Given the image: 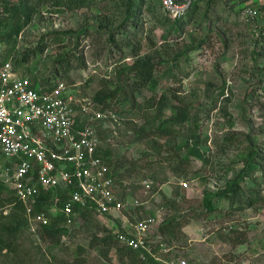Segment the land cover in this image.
<instances>
[{
    "label": "rangeland",
    "instance_id": "374dc122",
    "mask_svg": "<svg viewBox=\"0 0 264 264\" xmlns=\"http://www.w3.org/2000/svg\"><path fill=\"white\" fill-rule=\"evenodd\" d=\"M128 1L93 0L75 10L43 5L11 38L17 15L0 2V43L38 88L62 81L107 115L100 131L117 191L128 204L139 200L124 214L130 221L158 216L149 234L155 255L104 244L124 217L93 212L63 223L59 242L27 226L16 238L2 237L0 264H264V159L249 163L252 148L264 153V1L197 0L180 23L165 15L162 0H135L127 19ZM250 6L259 10L255 18L247 16ZM125 36L132 44L121 46ZM137 59L154 62L155 88L135 89L137 78L124 73ZM105 81L124 87L109 107L93 99ZM169 104L188 117L172 136L159 135L156 128L173 114ZM192 149L201 155L185 158ZM230 183L238 185L235 202L216 197L217 209L208 212L205 194ZM248 196L255 202L240 208Z\"/></svg>",
    "mask_w": 264,
    "mask_h": 264
},
{
    "label": "built area",
    "instance_id": "2783aa9c",
    "mask_svg": "<svg viewBox=\"0 0 264 264\" xmlns=\"http://www.w3.org/2000/svg\"><path fill=\"white\" fill-rule=\"evenodd\" d=\"M175 18L181 17L193 0H162ZM264 1V0H263ZM259 10L250 6L247 16ZM0 43V182L14 191L25 208L34 232L62 213L70 225L79 216L76 207H91L102 215H121V226L113 231L119 242L130 249H144L154 256L150 232L158 216L130 221L125 202L117 191L118 182L111 165L104 159L98 128L107 115L83 104L67 90L64 82L38 88V82L19 72ZM147 187L150 184L145 181ZM187 186V183L184 182ZM52 190V206L36 211L42 193ZM59 191L68 198L59 206ZM9 212L0 205V214Z\"/></svg>",
    "mask_w": 264,
    "mask_h": 264
},
{
    "label": "trees",
    "instance_id": "16d2710c",
    "mask_svg": "<svg viewBox=\"0 0 264 264\" xmlns=\"http://www.w3.org/2000/svg\"><path fill=\"white\" fill-rule=\"evenodd\" d=\"M16 0H0V2L3 3L4 8L7 9L8 7L12 6L13 10L16 13V23L14 27L11 29L12 33L8 35L9 38H11L14 34H17L21 31V29L29 24L34 16V13L37 11V9L43 5H51L54 7H62L65 8L66 10H75V9H80V8H88L93 5V0H17V2H14ZM197 0H193L191 6L189 9L181 16V17H176L174 18L175 23H180L183 21L187 13L190 11V9H193L194 6L196 5ZM9 5V6H8ZM20 5L24 6V9L22 10L20 8ZM135 0H130L128 1V15L127 19H130V16H132V12L135 13ZM163 6V3H162ZM164 7V6H163ZM263 7V5H262ZM165 9V8H164ZM165 15H169V12L165 9ZM129 24H134V23H129ZM135 26L132 25V28ZM102 28V26H100ZM113 43L116 45H119L117 38L115 37V33L113 31L110 32V37H109ZM126 40H124L120 45H129L132 44L131 41L129 40L128 36H125ZM0 39H3V34L0 33ZM138 42L133 43V45H137ZM45 47L41 46L37 50L33 52H28L23 55L22 61L26 62L29 59L33 57V55L39 54V52H42ZM138 49V48H137ZM65 60V59H64ZM127 72V75L133 73L134 76L137 78L136 82H134L135 89H140V88H145V87H151L155 88L156 83L154 82V72H155V65L154 62L150 59H137L134 64L129 66L124 70V73ZM106 83V84H105ZM105 87L99 89L93 99L95 102H97L99 105L109 107L112 105L113 101L117 99L118 94L124 89L123 88H118V89H111L108 86V82H104ZM122 93V92H121ZM120 93V94H121ZM164 99V98H163ZM165 100V99H164ZM162 101V104L159 107V110L162 111L166 107V100L164 102ZM173 108V114L170 118H167L164 120L155 130V133L159 135H165V136H172L174 134V125L177 123H181L184 120L187 119L188 117V111L183 108V106H178L177 104H169ZM100 130V126H98ZM100 133H102L100 131ZM197 137V136H196ZM102 138V134H101ZM257 148H252L249 152V163L256 164L257 161H262L264 159V153H262L259 149ZM264 152V151H263ZM104 156V159L110 164V151L107 149L102 148L101 152ZM190 154H198L201 155L198 150L192 149L190 152L185 156V158H188V155ZM263 154V155H262ZM111 165V164H110ZM264 172V170H263ZM113 174L115 177H117L116 172L113 170ZM117 180V178H116ZM237 189L238 185H231L229 184L228 188H224L217 193L214 192H208L204 196V207L208 212H212L217 209L216 204L214 203V199L217 198H223L226 197L228 198L231 203L235 202V198L237 196ZM59 195L61 196V201L59 202V206L63 205L64 200L68 198L69 194H67V191H59ZM52 196H53V191L49 190L46 193H42L41 199L36 205V211L41 212V211H47L48 207L52 206ZM256 197V196H255ZM249 200H246L248 204L241 203L242 200H239L241 203L239 205L240 208H246L250 207L253 205L255 202V198H251V196H248ZM247 198V199H248ZM257 199V198H256ZM237 203V201H236ZM12 205V209L7 213V214H0V240L2 237L5 236H10L11 238H16L23 230L24 226L30 227L29 226V219L25 215V208L23 203L18 200L16 194L14 193L13 190L7 188L0 182V205L5 206V205ZM132 210L134 209L133 207H130ZM76 211L79 214V216L83 217H89L90 213L94 212V209L91 207H76ZM131 219L135 222L136 219L131 216ZM140 219V218H139ZM169 222L167 221L166 223L161 225V230L164 232V230L169 228ZM64 223V218L62 213H58V215H55L51 218V221L49 224L40 226L38 227V230L41 233V236L44 239H51L53 242H59L62 234L64 233V228L63 224ZM118 225L121 226V221L118 220ZM103 243L112 246L115 244H120L119 240L116 238V236L111 232L107 234V237L103 240ZM4 245V244H3ZM121 245V244H120ZM4 246L6 247H11L10 243H6ZM122 246V245H121ZM125 248V246H123ZM128 251L131 254H137L138 253H144L147 256H152L151 252H148L144 249L140 250H133L130 248H127ZM153 262L154 260L149 257Z\"/></svg>",
    "mask_w": 264,
    "mask_h": 264
}]
</instances>
